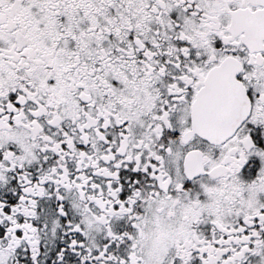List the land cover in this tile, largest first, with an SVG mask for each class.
Listing matches in <instances>:
<instances>
[{
  "label": "snow or ice",
  "instance_id": "obj_1",
  "mask_svg": "<svg viewBox=\"0 0 264 264\" xmlns=\"http://www.w3.org/2000/svg\"><path fill=\"white\" fill-rule=\"evenodd\" d=\"M0 264H264V0H0Z\"/></svg>",
  "mask_w": 264,
  "mask_h": 264
}]
</instances>
